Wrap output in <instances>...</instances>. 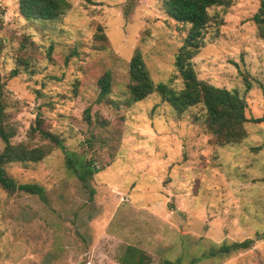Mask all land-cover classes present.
I'll return each instance as SVG.
<instances>
[{"label": "rangeland", "instance_id": "374dc122", "mask_svg": "<svg viewBox=\"0 0 264 264\" xmlns=\"http://www.w3.org/2000/svg\"><path fill=\"white\" fill-rule=\"evenodd\" d=\"M67 1L62 17L45 22L24 20L19 0H0V107L12 143H28L37 117L63 141L39 163L5 167L15 182L41 186L45 201L0 189V264H118L127 246L150 264H264V124L248 122L239 144L218 146L198 106L177 114L156 94L129 104L136 49L155 84L181 89L174 57L189 26L163 0ZM260 1L209 10L191 60L198 80L245 99L248 119L264 115V40L251 20ZM97 26L105 41L94 38ZM22 52L34 54V71L10 78ZM105 73L110 93L97 103ZM68 159L78 173L85 160L98 170L87 186ZM247 239L246 251L219 252Z\"/></svg>", "mask_w": 264, "mask_h": 264}, {"label": "trees", "instance_id": "16d2710c", "mask_svg": "<svg viewBox=\"0 0 264 264\" xmlns=\"http://www.w3.org/2000/svg\"><path fill=\"white\" fill-rule=\"evenodd\" d=\"M169 9V15L178 24L189 26L183 44L178 48L174 57V67L182 82V87L175 90L164 83H154L147 71L141 53L134 50L128 62V100L129 104L137 103L152 94L158 95L162 102L168 104L177 114H181L191 107H200L202 124L205 130L211 135L212 142L218 146L239 144L245 137L244 125L248 122L254 124H264V115L257 119L245 117L247 103L237 91H229L218 88L196 77L191 63L200 51L203 44V32L211 21L209 10L212 8H227L232 0H163ZM70 4L67 0H19V15L27 21L38 20L50 22L62 17ZM255 25L256 37L264 40V0L260 1L257 12L252 17ZM94 38L96 40H106L102 34V28L97 26ZM29 41L28 36L24 37V45ZM33 46V43H29ZM51 47L48 49L47 58L50 59ZM75 49L65 58V62L71 56H75ZM34 54H18L16 58V69L9 74L14 78L21 71L32 73ZM245 90L251 88L246 78L243 79ZM99 93L97 103L109 95L111 78L109 73H105L98 81ZM90 109L84 111V120L89 124ZM103 126V124H101ZM15 130L5 121L3 108L0 107V189L8 195H28L36 196L45 201V193L41 186L37 184H19L15 182L6 172V166L11 164H36L41 162L50 152V147L63 148V141L55 134L42 127L40 117L34 122V126L29 128L27 133L28 143H12ZM35 138L47 142L49 145L31 146ZM91 141V140H90ZM89 141V142H90ZM82 173L73 168L72 162L67 160V168L71 174L77 177L85 186L88 179L97 173L90 161H81ZM93 191L89 194L92 195ZM253 239H247L239 243H232L228 246L221 245L219 252L222 254L246 251L253 244ZM118 264H150V257L143 251L131 246L124 248L122 256L118 259ZM161 264H179L176 261L163 260Z\"/></svg>", "mask_w": 264, "mask_h": 264}]
</instances>
